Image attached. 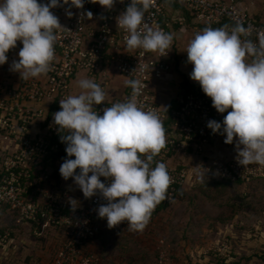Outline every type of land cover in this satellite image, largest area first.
Returning a JSON list of instances; mask_svg holds the SVG:
<instances>
[{
    "label": "built area",
    "instance_id": "built-area-1",
    "mask_svg": "<svg viewBox=\"0 0 264 264\" xmlns=\"http://www.w3.org/2000/svg\"><path fill=\"white\" fill-rule=\"evenodd\" d=\"M170 1L182 5L188 15L170 16L169 0H154L146 13V22L151 28L171 33L176 27L192 25L200 33L208 27L226 26L230 31L242 23L252 30L250 36L243 38L253 41H258V34L264 32L263 23L252 13L254 0ZM128 6L129 0L124 3L117 0L108 10L101 9L99 3L84 0L83 9L70 3L52 9L62 28L56 33L55 60L50 71L43 75V79L26 81L0 74V253L4 256L14 244L11 220L17 226L32 227L38 238L42 237L46 227L59 231L52 264H109L99 247H95L109 228L107 220L99 218L96 211L107 201L99 193L90 199L85 198L78 188L66 183L71 178L66 181L60 175L61 164L66 158L58 154L66 144L61 143L62 133L54 124V114L62 110V99L74 95L72 84L81 73L100 84L106 95L112 69L126 80L141 79L144 87L138 103L145 110L156 111L166 129L167 146L154 157L152 166L159 162L167 165L171 177L168 198L157 205L142 232L132 231L127 222L114 229L139 236L148 234L154 230L165 208L176 202L179 191L195 181L205 169L232 183L264 180V165H239L235 142L226 144V136L213 134L207 127L210 120L222 122L227 113H218L202 89L196 87L190 92L184 91L181 100L169 108H164L156 100L153 85L165 81L173 70L176 43L174 41L163 54L142 49L129 51L125 44L127 33L117 23V18ZM69 9L73 13L71 17L67 15ZM89 11L93 13L92 19L87 18ZM22 47V42L18 41L17 46L9 51L8 58L19 59ZM132 94V88L128 87L123 98L95 108L103 115L105 107L126 102ZM46 160L49 163L47 170L44 168ZM101 180L109 183L104 177ZM157 250V264H174L171 248L165 239L158 240ZM214 251L215 257L222 256L223 252L231 255L228 244L218 245ZM230 261H233L232 257L226 260L227 263Z\"/></svg>",
    "mask_w": 264,
    "mask_h": 264
},
{
    "label": "clouds",
    "instance_id": "clouds-1",
    "mask_svg": "<svg viewBox=\"0 0 264 264\" xmlns=\"http://www.w3.org/2000/svg\"><path fill=\"white\" fill-rule=\"evenodd\" d=\"M91 2L111 10L117 0ZM153 2L131 0L117 18L118 27L127 33L129 51L163 54L173 45L174 34L146 22ZM69 3L84 8V0H0V66L8 62L9 51L20 41L19 60L12 62L10 70L25 81L47 74L55 60L56 33L62 28L52 9ZM87 18L92 19L93 13L89 11ZM251 31L242 23L230 31L226 26L208 27L195 35L186 50L187 63L193 66L190 78L200 84L218 113H227L222 122L210 120L207 127L213 134L226 136V144L235 142L236 160L243 167L264 165V32L258 34V41L244 39ZM78 84L80 93L62 99V110L54 114L67 153L60 175L66 181L73 179L85 198L99 193L107 201L96 211L110 229L127 222L132 231L142 232L157 205L168 198L171 184L165 163L152 166L154 157L167 146L164 123L156 111L138 103L144 87L141 79H128L132 96L105 107L103 115L95 106L105 103L104 88L87 78ZM205 170L202 180L205 175L208 178ZM74 201L73 210L77 208Z\"/></svg>",
    "mask_w": 264,
    "mask_h": 264
},
{
    "label": "rangeland",
    "instance_id": "rangeland-1",
    "mask_svg": "<svg viewBox=\"0 0 264 264\" xmlns=\"http://www.w3.org/2000/svg\"><path fill=\"white\" fill-rule=\"evenodd\" d=\"M194 35H190L191 40ZM191 71L186 69L187 76ZM172 72L167 79L176 77ZM113 79L116 86L127 81L115 69L110 72V80ZM73 86L78 89V80ZM118 96L119 99L124 97L123 89ZM210 181L205 176L203 180L199 177L191 182L179 201L160 214L154 230L146 235L107 228L99 238V252L109 264H157L158 240L163 238L171 248L174 264L216 263L228 261L229 257L233 259L230 264H264V189L256 185L218 188ZM67 183L79 189L73 179ZM27 228L25 231L20 228V233H16L18 240L9 248L7 256L0 253V264H51V237L57 234L47 229L48 232H42V237L38 238L32 227ZM223 244L231 247V255L223 252L222 256L215 257L214 250ZM24 247L28 248V255L24 254ZM40 254H44V259Z\"/></svg>",
    "mask_w": 264,
    "mask_h": 264
},
{
    "label": "crops",
    "instance_id": "crops-1",
    "mask_svg": "<svg viewBox=\"0 0 264 264\" xmlns=\"http://www.w3.org/2000/svg\"><path fill=\"white\" fill-rule=\"evenodd\" d=\"M131 4V0H129V5ZM258 4H260V8L258 7ZM186 14V11L184 10L183 6L178 4V3H173L172 1L169 0V10H168V14L170 16L176 15L179 16L181 14ZM253 15L255 16V18L262 22L264 25V0H254V8L252 10ZM189 19H191L189 17ZM195 31L194 27L192 25H188L184 28H180V27H176L173 31H171L172 34H174V41L176 43V49H175V54L174 57L172 59V63H173V72L174 75L176 74V77H174L173 79L169 78L161 83H156L153 85V91H154V95L156 97V100L164 107V108H169L172 106H175L182 98L183 93L185 91L184 88V84L185 83H189L191 85H197L198 87L201 88L200 84H198L197 82L193 81L190 76H187V73L185 72L186 69L192 70L193 66L191 64L187 63V47L189 46V43L191 41V37L192 34L194 35V33L192 31ZM195 36V35H194ZM18 58H13V59H9L8 58V62L3 65L0 66V74L2 76H10L16 80H18L20 77L19 73L13 72L10 70V65L12 64L13 61H18ZM78 76H80V78L78 79H74L73 83L76 82L78 80V82L81 80L82 77H86L88 79V77L84 74L81 73ZM77 76V77H78ZM177 78H179V81L177 80ZM37 79H43V75H41L40 77H38ZM110 81V86H109V90L107 91V95H106V101H112L115 99H119V91L123 89L124 94L127 92V86L126 84L123 85H119L116 86V79H113L112 81ZM73 85V84H72ZM78 86V85H77ZM76 86V87H77ZM75 86H73V91H74V95L79 94L81 89L78 87V89ZM202 89V88H201ZM60 182V181H58ZM65 183V182H64ZM67 183V182H66ZM72 185V184H71ZM75 189L77 188L76 186H74V184L72 185ZM26 227H28L27 229L29 230V226H24L23 230L25 231ZM50 229L54 230V233L57 234L56 236H53V238L51 237V243H50V252L53 254L54 256V249L57 245V241L59 239V231H57L54 228H48L46 227L44 231H47ZM27 230V231H28ZM50 235V233H49ZM18 239L14 238V241H16ZM26 240H24V244ZM28 244V243H27ZM101 241L98 240V244L95 245V247H100ZM14 248H16L14 246ZM24 254L28 255V248L24 247ZM42 259H44V254H40L39 255ZM53 256H52V260H53ZM47 257V256H45ZM52 264V262H51Z\"/></svg>",
    "mask_w": 264,
    "mask_h": 264
},
{
    "label": "trees",
    "instance_id": "trees-1",
    "mask_svg": "<svg viewBox=\"0 0 264 264\" xmlns=\"http://www.w3.org/2000/svg\"><path fill=\"white\" fill-rule=\"evenodd\" d=\"M186 14L188 15L187 12H186ZM196 87H198V86L197 85H191L189 83H185L184 84V88H185V91L186 92H190L192 90H195ZM198 88L201 89L200 87H198ZM105 102H107V101H105ZM58 156L59 157H63V158H67L66 147H65V149L63 151H61V153L58 154ZM55 161L56 160L53 161V165L54 166H55ZM48 165H49L48 160H46V164L44 166V168H46V170H47ZM54 166H53V168H55ZM78 173H79V169L77 170V174ZM201 174L197 176V179L199 177L201 178ZM213 175H215V174L208 173V178L211 180L210 183L211 184H216L218 188L227 187V186H233V187H236V188L243 186V187L250 188V186L252 187V186L256 185V186H259L260 188H263L264 189V180L251 179V180H247V181H239L237 183H232V182L223 180L222 178H219L216 175H215L216 177L213 176ZM205 176H204V178H205ZM54 178L56 180L60 181V178L57 176V174H54ZM185 190H186V188L180 190L179 191V194L177 196L176 202L173 205L166 207L164 211H168L169 209H171L179 201V199L181 198V195H183V192H185ZM9 224H11V223L9 222ZM23 227L24 226H17L15 224V222H13V224H11V229L13 230V238H16L17 237V234L16 233H20L19 230H20V228H23ZM123 232H125V231H123ZM230 263H227L226 261H222V262L217 261L216 263H208V264H230Z\"/></svg>",
    "mask_w": 264,
    "mask_h": 264
}]
</instances>
